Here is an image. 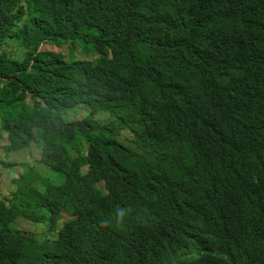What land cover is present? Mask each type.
<instances>
[{"label":"trees","instance_id":"1","mask_svg":"<svg viewBox=\"0 0 264 264\" xmlns=\"http://www.w3.org/2000/svg\"><path fill=\"white\" fill-rule=\"evenodd\" d=\"M8 44L0 140L59 177L0 200V264H264V0H0Z\"/></svg>","mask_w":264,"mask_h":264},{"label":"rangeland","instance_id":"2","mask_svg":"<svg viewBox=\"0 0 264 264\" xmlns=\"http://www.w3.org/2000/svg\"><path fill=\"white\" fill-rule=\"evenodd\" d=\"M65 57L73 56L78 59H91L95 60L98 55L91 49L90 46L79 43V45H69L62 49H59ZM8 53L10 56H16V45L8 44L5 47L0 46V54ZM88 109L86 108H77L75 110L69 111L65 114L67 117H82L87 113ZM101 119L103 115L99 116ZM8 135L5 134L4 138L0 140V179H1V192H0V200L6 201V203H10L13 198V193L17 191L18 186L21 182L20 175L23 174L28 166L34 168L35 171L39 172L40 175L44 177V179H57L59 177L58 174L53 173L50 169L46 168L40 162L39 149L37 147H33L32 149H26L17 152H7L4 149V144L9 143ZM15 163L12 167L5 165V163ZM87 169L84 168L85 172ZM43 182V180H42ZM44 183V182H43ZM47 182H45L46 184ZM100 187L104 189V184H100ZM70 217L65 216L64 220H68ZM20 229L25 232H31L34 234H38L40 236H53L50 233H44L41 229V226H34L31 220L22 219L20 221Z\"/></svg>","mask_w":264,"mask_h":264},{"label":"clouds","instance_id":"3","mask_svg":"<svg viewBox=\"0 0 264 264\" xmlns=\"http://www.w3.org/2000/svg\"><path fill=\"white\" fill-rule=\"evenodd\" d=\"M118 216H123V212L121 211L120 213H118ZM105 223H108V221H105Z\"/></svg>","mask_w":264,"mask_h":264}]
</instances>
